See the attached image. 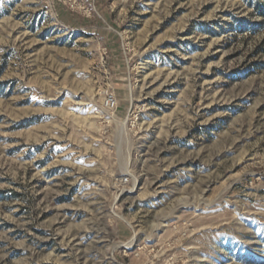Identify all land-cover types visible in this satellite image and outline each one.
I'll return each mask as SVG.
<instances>
[{
    "label": "rangeland",
    "instance_id": "rangeland-1",
    "mask_svg": "<svg viewBox=\"0 0 264 264\" xmlns=\"http://www.w3.org/2000/svg\"><path fill=\"white\" fill-rule=\"evenodd\" d=\"M0 264H264V0H0Z\"/></svg>",
    "mask_w": 264,
    "mask_h": 264
},
{
    "label": "built area",
    "instance_id": "built-area-1",
    "mask_svg": "<svg viewBox=\"0 0 264 264\" xmlns=\"http://www.w3.org/2000/svg\"><path fill=\"white\" fill-rule=\"evenodd\" d=\"M117 104V100L112 92H107L106 98H105V107L109 110H114ZM127 179H124V182Z\"/></svg>",
    "mask_w": 264,
    "mask_h": 264
},
{
    "label": "bare ground",
    "instance_id": "bare-ground-1",
    "mask_svg": "<svg viewBox=\"0 0 264 264\" xmlns=\"http://www.w3.org/2000/svg\"><path fill=\"white\" fill-rule=\"evenodd\" d=\"M125 121H123V125H124ZM123 130L125 132V127L123 126ZM137 184V179L134 178V186ZM135 238V237H134ZM134 238H132L129 242H127V245L131 246L134 243Z\"/></svg>",
    "mask_w": 264,
    "mask_h": 264
}]
</instances>
